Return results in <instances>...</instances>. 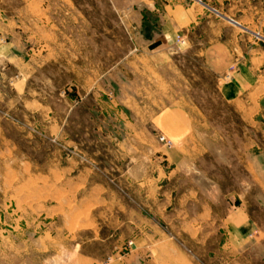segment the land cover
<instances>
[{
	"label": "rangeland",
	"instance_id": "1",
	"mask_svg": "<svg viewBox=\"0 0 264 264\" xmlns=\"http://www.w3.org/2000/svg\"><path fill=\"white\" fill-rule=\"evenodd\" d=\"M206 2L264 50V0ZM114 35L118 45L73 46L82 60L0 63V264H264V128L221 99L195 54L175 57L167 85L138 75L135 106L129 45L122 27ZM180 99L197 106L200 157L196 172L173 174L163 154L179 142L159 120L174 110L158 105ZM245 209L248 228L225 221Z\"/></svg>",
	"mask_w": 264,
	"mask_h": 264
},
{
	"label": "crops",
	"instance_id": "2",
	"mask_svg": "<svg viewBox=\"0 0 264 264\" xmlns=\"http://www.w3.org/2000/svg\"><path fill=\"white\" fill-rule=\"evenodd\" d=\"M16 2L11 5L9 0H0V63L24 62L28 58L34 68L40 61H47L49 66L73 58L82 60L84 51L74 49L73 52V46H97L104 41L118 45L114 28L122 27L129 45L126 65L127 90L131 96L128 99L135 106L136 98L132 94H136L138 75L150 73L159 79L160 85H167L169 80L164 76L170 70H179L175 57L195 54L204 69L217 78L221 99L244 121L264 128V50L258 46L256 35L248 26L206 0ZM73 29H99L101 33L75 37ZM114 70L112 68L108 74L113 83ZM158 107L174 110L160 118V135L179 142L175 149L164 150L167 168L172 169L173 174L196 172L200 157L196 142L199 139L196 118L189 110L197 106L180 99L162 102ZM167 124L175 125L176 133L168 130ZM261 168L264 169V158L260 170L256 171L260 172ZM257 183L264 190V181ZM207 217L214 219L210 214ZM250 219L245 209L231 214L225 221H235L236 225L240 220L239 227L248 228ZM167 258L168 263L175 261L176 253H169ZM133 259L129 257L127 262L134 263ZM184 264H191L187 257Z\"/></svg>",
	"mask_w": 264,
	"mask_h": 264
},
{
	"label": "built area",
	"instance_id": "3",
	"mask_svg": "<svg viewBox=\"0 0 264 264\" xmlns=\"http://www.w3.org/2000/svg\"><path fill=\"white\" fill-rule=\"evenodd\" d=\"M160 143H162L165 147L167 148H171L172 147V143L170 141H168L165 137H160L159 139Z\"/></svg>",
	"mask_w": 264,
	"mask_h": 264
}]
</instances>
